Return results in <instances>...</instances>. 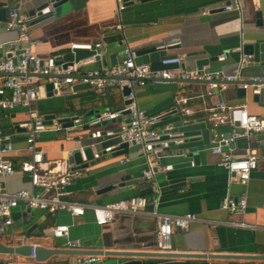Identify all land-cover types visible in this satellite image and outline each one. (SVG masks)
<instances>
[{"label": "crops", "instance_id": "crops-1", "mask_svg": "<svg viewBox=\"0 0 264 264\" xmlns=\"http://www.w3.org/2000/svg\"><path fill=\"white\" fill-rule=\"evenodd\" d=\"M0 1L5 2L4 19L10 8L30 17L29 37L36 42L34 48L43 57L61 56L76 43H95L105 39L108 45L101 50L102 59H93L80 66L82 73L119 63L124 56L122 39L127 38V45L137 50L174 43L168 53L181 55L183 64L189 68H197L198 59L209 58V64L202 68L226 73L240 71L247 77L264 76V63L260 61L258 50L254 55L245 54L243 50L245 43L264 40V0H240V10L224 8L233 0H133L122 13L121 28L117 26L118 20L114 15L115 0H63L59 14L54 13L35 23L29 11L47 0ZM17 36V30L0 29V42ZM222 55L224 59H221ZM243 58L248 62L241 65ZM35 80L37 87L50 81L44 76H37ZM209 86L207 81L149 82L137 93L139 106L148 114L160 117L158 128L170 125L172 131L182 134L183 142H172L157 159L161 165H172L170 169L157 171L154 180L148 181L144 176V170L148 168L146 154L141 146L129 144V153L119 156L103 154L90 161L84 167V174L67 188V198L82 203L105 204L143 194L150 201L158 200L157 206H150V210L155 208L159 213L176 215L192 212L203 219L193 222L188 230L174 232L171 252L264 253V130L232 143L237 157L246 155L248 151L259 156L258 166L250 180L246 185L241 184L230 177L220 164V156L212 151L213 128L209 113L204 109L208 104L226 100L234 105L247 104L250 112L264 117V101L250 91L231 86L225 91H216L215 96L206 97V101L192 99L189 106L194 113L184 115L177 103L179 95L191 96L196 91L208 90ZM126 88L107 86L100 90L90 86L54 92L35 102L33 107L39 113L54 114L58 118L78 117L84 123L82 130L72 136L66 130H47L41 134L38 144L44 151L42 168L64 172L70 163L79 165L69 151L87 148L93 141L91 132L94 127L89 126L88 121L106 111L125 107L129 92ZM26 116V108L0 109L1 125L15 144L16 150L11 158L17 168L31 155L26 149L25 131L19 126ZM127 117L128 113L123 112L122 117L95 128L116 131ZM230 130L228 125L217 128L219 133L225 134ZM113 139L117 138L111 137L107 142ZM105 144H100L99 148ZM4 179L9 190L31 186L26 173H15ZM111 183L114 185L112 189L103 190ZM245 192L247 208L244 213L230 214L221 208L225 196L239 197ZM13 216L12 231L15 234H27L30 243L45 247L64 248L65 239L53 236L50 228L57 223H66L70 225V238L83 241L79 250L158 251L159 218L151 213L120 214L107 225H99L91 209L74 219L67 211L52 216L44 210L20 206L14 209ZM229 221H244L251 226L240 227ZM9 234L0 237V241L8 244ZM85 256L57 253L44 261H31L19 254H0V264H74ZM193 261L197 264L264 263L252 259L209 257Z\"/></svg>", "mask_w": 264, "mask_h": 264}, {"label": "built area", "instance_id": "built-area-1", "mask_svg": "<svg viewBox=\"0 0 264 264\" xmlns=\"http://www.w3.org/2000/svg\"><path fill=\"white\" fill-rule=\"evenodd\" d=\"M116 6L114 15L118 20V27L123 26L122 13L127 7V0H115ZM224 8L241 9L240 0H233L225 4ZM30 17L19 12L16 8L8 10L6 19L0 20V29L6 31L17 30L16 38L7 39L0 42V109L2 111L17 108H26L27 116L19 122V126L24 129L26 135V149L31 154L29 159L24 160L20 167H16L11 154L16 150L12 137L3 129L0 121V237L9 233L8 245L29 244L31 252L27 256L31 261H36L35 248L38 244L30 243L27 234H15L12 231L14 224L13 211L15 208L24 206L30 209L44 210L52 216L61 211H67L74 219L82 217L87 209H91L99 225L113 223L120 214H154L159 218L157 230V250L162 252L172 251V236L176 230H188L195 221L203 220L199 215L186 212L181 215L159 213L157 210H150L155 207L158 200L150 201L146 195H134L127 198L118 199L105 204L82 203L77 200L67 198L68 187L84 174L85 168L74 163H70L64 172L55 170H45L44 151L39 147L41 134L47 130H66L70 135L72 131H81L83 122L80 118L72 119L74 125L65 126L56 116L47 117V114L39 113L34 107V103L42 98L35 79L37 76L51 75L49 78L53 82V91L56 93L74 91L77 84H90L97 89H104L107 86L129 88L126 95L125 107L118 111H106L87 124L94 127L91 132L93 141L89 148L93 151V158H100L104 152L110 153L120 142H128L141 146L148 158V168L144 170V176L152 182L155 174L160 170H167L172 165H161L157 159L164 149L170 147L171 143L183 142L182 134L172 131L170 125L158 128L160 117L147 113L137 102V93L145 87L147 83H163L169 81H207L208 90L204 92L196 91L191 96L179 95L177 103L181 106L184 115H192L193 109L189 106L192 99L206 101V97L212 98L216 91H225L231 86L250 91L259 95L264 101V76H245L240 71L226 73L222 70H211L209 68L193 69L183 64L182 56L168 53L169 47L174 43L158 44L157 49L164 50V57L160 58L163 68H152L150 62L137 63V49L128 44L127 38L122 39L125 44L122 60L111 66L103 67L82 73L80 67L69 65L64 68L57 63L56 56L43 57L36 50V42L29 37ZM108 42L101 38L95 43H76L72 48L96 49L97 54L102 53ZM21 51V52H18ZM12 54L13 56L9 55ZM95 57V55L91 56ZM251 56L248 57V59ZM224 59V55L221 56ZM243 58L241 65L248 62ZM209 113V119L213 128L211 138L212 151L220 156V164L228 171L231 178L236 179L241 184L246 185L251 178L253 171L258 166L259 156L251 151L246 155L237 157L234 154V143L238 138H250L264 130V117L249 111L247 104H230L226 100H219L204 107ZM129 110L128 117L123 121L119 129L100 130L98 124L122 117L123 112ZM228 125L231 130L228 134L219 133L217 128ZM165 136L167 138H165ZM111 137H116L120 142L99 145L107 142ZM83 160L86 162L85 147H81ZM73 155V151H69ZM194 163V162H192ZM15 173H26L30 177L29 188L9 190L5 177ZM221 208L230 214L244 213L247 208V193L239 197L230 195L222 199ZM231 224L240 227H249L244 221H229ZM52 235L64 238L62 247L67 249H81L83 241L70 238V225L57 223L50 228ZM101 258L99 255H87L74 264L89 263ZM11 264H33L14 263ZM264 264V263H259Z\"/></svg>", "mask_w": 264, "mask_h": 264}, {"label": "water", "instance_id": "water-1", "mask_svg": "<svg viewBox=\"0 0 264 264\" xmlns=\"http://www.w3.org/2000/svg\"><path fill=\"white\" fill-rule=\"evenodd\" d=\"M133 0H128L127 4ZM63 0H47L37 7L29 11V15L34 18L33 23L44 20L51 17L52 15L59 14L62 10ZM5 2L0 1V20L5 18V9L3 6ZM260 15V13H258ZM257 45V46H256ZM157 45H153L147 48H141L137 50V63L150 62L152 68H163L168 65H163L160 62V58L164 57V50L157 49ZM243 50L245 54L254 55L256 50H258L259 58L262 63H264V40L263 41H253L245 43L243 45ZM21 52V51H18ZM96 49H86V48H72L69 52L58 56L57 63L61 64L64 68L69 65L82 66L86 63H89L90 60L102 59V53L97 54ZM95 55L93 58H89ZM151 55V56H150ZM113 58V56H111ZM112 60V59H111ZM209 58H200L197 60L196 65L198 69H201L204 65L209 64ZM0 74H2L0 72ZM44 77L50 78L51 75H44ZM91 85L78 84L75 86V89L87 88ZM42 97L50 96L55 91H53V82L49 81L46 85H41L37 87ZM128 89V88H126ZM246 91L245 89H242ZM256 97H259L257 95ZM130 100H127L126 103H130ZM129 110H125L124 113H128ZM54 114L47 115V117H53ZM73 117H62L59 118L60 122H63L65 126L74 125L72 121ZM105 123V122H103ZM98 124L97 126H99ZM23 129V128H22ZM24 130V129H23ZM77 133V131H72L69 136ZM253 137V136H252ZM120 142L119 139H113L112 141L106 142L107 144H114ZM129 153V143L120 142V144L115 147L109 154L111 156H119L122 154ZM85 154L88 161H84L80 148L73 152V157L75 161L82 165V167L88 166L89 162L94 160L93 151L89 147H85ZM104 154H106L104 152ZM124 185V183H122ZM113 183L105 187L103 190H109L113 188ZM151 190V189H150ZM145 192V191H144ZM143 192V193H144ZM31 252V246L29 244L23 245H8L0 241V254H19L23 256H28ZM36 261H44L50 256L57 253H66V254H78V255H99L102 256L101 259L96 262L89 263H80V264H197L193 259L198 258H235V259H252L257 261H264V253H255V254H237V253H174L171 251L162 252L157 251L155 253H145V252H134V251H110L103 249L95 250H79V249H64V248H54V247H45L43 245H37L35 248ZM152 257L147 259L146 257Z\"/></svg>", "mask_w": 264, "mask_h": 264}]
</instances>
